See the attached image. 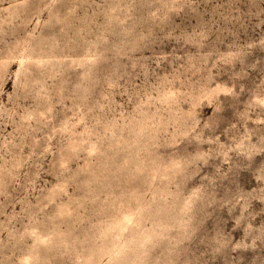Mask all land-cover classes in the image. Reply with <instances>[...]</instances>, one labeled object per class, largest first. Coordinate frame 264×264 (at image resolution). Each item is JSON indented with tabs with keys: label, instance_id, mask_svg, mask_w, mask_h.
<instances>
[{
	"label": "rangeland",
	"instance_id": "obj_1",
	"mask_svg": "<svg viewBox=\"0 0 264 264\" xmlns=\"http://www.w3.org/2000/svg\"><path fill=\"white\" fill-rule=\"evenodd\" d=\"M0 264H264V0H0Z\"/></svg>",
	"mask_w": 264,
	"mask_h": 264
}]
</instances>
